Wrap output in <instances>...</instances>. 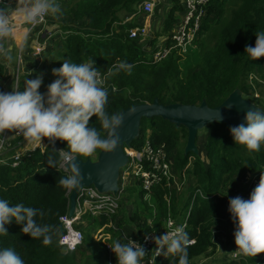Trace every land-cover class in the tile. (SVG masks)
Returning a JSON list of instances; mask_svg holds the SVG:
<instances>
[{
    "label": "trees",
    "instance_id": "obj_1",
    "mask_svg": "<svg viewBox=\"0 0 264 264\" xmlns=\"http://www.w3.org/2000/svg\"><path fill=\"white\" fill-rule=\"evenodd\" d=\"M141 1L57 0L62 15L58 19L51 16L46 19L61 28L58 38L54 36L51 47H48L52 54L51 63L48 66L46 59L42 60L41 67H37V63H25V71L41 68L42 84L38 91H46V86L56 78L52 75V69L60 67L64 59L79 63L91 58L94 66L104 75L103 86L108 89L105 110L109 114L118 113L135 103L151 102L155 97L163 104H198L205 99L209 106H215L234 88H239L244 98L254 99L256 102H252L264 109L257 102L258 93H262L259 87L264 84L256 79L257 76L261 80L264 78V57L251 60L244 53L246 45L254 44L255 34L264 31V0H209L201 29L194 40L197 46L192 54L182 57L173 51L159 62H153L146 55L147 50L139 38L129 37V29L142 24V16L136 9ZM181 1L171 0L170 9L160 26L161 31L146 41L151 51L155 49L157 36L175 24L182 11ZM119 10L127 13L122 19L117 16ZM129 15H134V19L129 18ZM207 31L212 32L213 41L203 47L200 37ZM53 41L56 43L55 49ZM121 61L134 65L130 73L118 70ZM6 70L5 62L0 59V78L5 76ZM23 76L30 78L31 74ZM89 124L97 128L101 136L105 135V130L95 116L90 118ZM229 127L223 122L209 123L204 128L206 134L201 145L203 155H198L200 150L198 154H185L183 149L187 130L184 126H176L160 116L142 117L139 135L132 140L131 146L139 148L147 133L153 145L163 143L167 157L171 160V170L176 177L184 178L185 185L180 191L173 184L170 187L157 184L147 192L137 180L128 184L124 189L126 201H120L117 212L111 217L117 230L106 229L111 241L124 243V230L120 226L123 219L118 212L122 208V216L125 213L124 204L133 203L131 197L138 186L140 200L135 201L136 207L129 213V221L135 226L133 230L125 231L127 236L140 240L147 232H158L164 227L168 211L173 215L172 218L182 219L190 194L199 188L205 197H213L198 198L187 218L185 231L190 240L193 239V243L188 246L189 264H200L197 258L216 252L215 235L217 233L220 236V230L226 231V237H233L234 224L225 208V198L243 195L249 190L248 174L257 173L264 165V145L259 151L249 153L243 146L233 143ZM22 136L14 135L9 140L2 158L13 155L18 148L15 143ZM43 140L47 144V138ZM64 147V142L56 140L44 148L25 151L16 166L0 163V198L8 199L10 204L23 203L43 210L44 216H37V221L52 225L55 229L53 243L43 245L40 240L20 233V226L12 222L7 225L8 235L0 236V247L15 250L24 264H110L107 257L100 261L99 248L106 251L105 246L102 242L94 241L91 235V230L108 221L106 216H84L87 229L83 241L88 240V246L82 250L91 251V257L78 261L76 250L64 252L58 243L64 231L59 217L67 211L69 193L59 184V180L68 172L60 166L62 159L55 150ZM99 151L89 156L75 155L82 160L94 159ZM49 159L56 161L54 167L48 166ZM225 192L227 195L223 196ZM216 193L219 195L216 196ZM165 196L169 197V202ZM261 253L253 257L236 253L241 258L240 262L224 264H260ZM177 260L178 257H171L166 264H177ZM155 264L162 263L157 260Z\"/></svg>",
    "mask_w": 264,
    "mask_h": 264
},
{
    "label": "clouds",
    "instance_id": "obj_2",
    "mask_svg": "<svg viewBox=\"0 0 264 264\" xmlns=\"http://www.w3.org/2000/svg\"><path fill=\"white\" fill-rule=\"evenodd\" d=\"M61 15L62 10L57 0H22L14 9L0 0V56L7 55L10 50L5 45L14 35L13 16L17 23L35 26L45 17L58 19ZM26 35L25 32V38ZM148 39L143 42L146 50L149 49L146 46ZM244 53L251 60L264 57V31L255 34L254 44L246 45ZM177 54L182 56V53ZM1 60L6 66L7 62L3 58ZM133 67V64L121 61L118 70L130 73ZM52 75L56 78L46 86L43 93L38 91L42 84L41 74L32 79H24L22 90L17 82L15 88L11 86L9 91H0V133L16 130L22 133L29 143L36 145H52L56 140L64 142L67 150L64 147L55 151L60 154L65 167L70 170L68 175L59 180V184L69 193L77 188L83 179L75 154L89 156L98 149L104 152L112 151L119 139L116 130L123 117L119 113L106 112L108 89L103 86L105 80L101 71L94 66L93 59L79 63L64 59L60 67L52 69ZM226 107L230 108L232 105L228 104ZM93 116L105 130L104 136L89 124ZM219 116L218 112L217 117ZM229 134L233 143L243 146L249 153L259 151L264 145V109L250 106L244 113L243 123L230 126ZM43 138H47V144L42 143ZM55 163L53 159L47 161L49 167H54ZM63 169L65 170L64 166ZM225 195L227 192L223 196ZM227 210L234 224L235 249L248 257L264 252V174L261 173L258 183L247 199L240 196L229 198ZM37 216L43 217V210L23 203L10 204L8 199L0 198V236H7V225L14 222L20 226V233L28 235L31 239H38L43 245L53 243L54 226L39 223ZM85 223L87 225V221ZM185 228L183 223L175 224L171 218L167 220L168 230L152 238L155 248L152 250L150 264H154V258L158 255L178 257L177 264H189L188 246L193 242L190 241ZM125 239L126 243L113 240L109 245L116 264H144L147 254L145 249L128 236ZM232 259L237 263L236 259ZM0 264H24V261L12 248L0 247Z\"/></svg>",
    "mask_w": 264,
    "mask_h": 264
},
{
    "label": "built area",
    "instance_id": "obj_3",
    "mask_svg": "<svg viewBox=\"0 0 264 264\" xmlns=\"http://www.w3.org/2000/svg\"><path fill=\"white\" fill-rule=\"evenodd\" d=\"M12 0H3L4 4L11 5ZM209 0H182V11L178 14L177 20L167 37H165L163 42L156 44L155 49L151 51L147 48V56L153 62H159L165 57H167L173 50H176L177 53H184L187 50V46L196 38L197 33L200 31L202 26V21L206 15V5ZM154 3L152 0H143L138 5V12L142 17L149 18L153 12ZM47 17L42 21L37 23L35 26L27 25L24 32L33 35V45L32 51L34 54H37L39 57L44 50H47L48 43L47 39L52 41L53 32L47 29H38L37 26L44 25L47 22ZM53 30V29H52ZM148 26L143 23L141 25L132 27L129 29V37L139 38L142 42L146 40ZM26 35V36H27ZM24 36L20 41H24ZM5 47H8L5 45ZM21 47L18 50V58L16 63V68L10 75V79L14 81V88L18 82L19 69L22 70V61H21ZM4 55L0 56V59ZM40 65V63H37ZM102 78L104 75L102 74ZM105 84V83H104ZM22 133L16 130H5L3 133H0V163L10 164L11 166H16L18 161L22 158L23 153L28 150H33L41 145L29 144L31 147H26V138L22 136L16 143L17 150L13 153L12 156L8 158H2V153L4 152L5 147L9 144V140L12 136L21 135ZM26 141V142H25ZM26 148V149H23ZM31 148V149H30ZM124 152L127 155V161L125 163V168L119 169L118 176V190L116 193L111 191L100 192L94 186H80L78 193L75 198V207L74 212L71 217H68L67 211L64 215L59 217L63 226V233L59 238V245L61 246L64 252L75 250L83 241V232L80 229L79 224H85V215L91 217L106 216L108 221L101 226L97 227V235L94 236L96 240L101 241L106 250L107 261L110 264H116V259L114 254L111 252L109 245H111V235L106 230L111 228L117 230V226L113 223L111 217L114 215L119 206L120 198L124 193L125 186L133 183L135 180L139 181L141 187L145 191H149L153 185L161 184L167 187H170L172 184L176 186L177 190H182L183 183L185 185L184 178L176 177V175L171 170V160L168 159L165 147L163 143L153 145L149 138L148 133L145 135L142 140V144L139 148L128 146L123 148ZM63 161H61L60 166L63 168ZM264 174V165L260 171L254 174H248V191L243 195H238L244 199H247L250 191L256 186L260 179V175ZM219 193H216L218 196ZM147 197V194L144 195V198ZM205 194L199 189L196 188L190 194L188 201V206L185 210L184 217L182 219L172 218L170 211L167 212V216L164 220V227L161 228L158 232L153 230L147 232L141 238L136 239L133 236H128L131 240L138 242L146 251V256L144 258V264H150L153 252L155 248L153 242V236H160L167 229V220L171 218L175 224L183 223L185 227L187 226V218L192 210L194 202L198 198H204ZM206 197H213L207 196ZM205 197V198H206ZM235 197V196H232ZM229 197V198H232ZM167 202H169V197L165 196ZM228 197L225 198V208H228ZM183 213V212H182ZM180 213V215L182 214ZM179 215V216H180ZM150 223V221H149ZM147 236V239L145 237ZM127 235H123L124 243H126ZM193 242V239L190 240ZM172 256L164 257L163 255H158L154 258V264L157 260H160L162 264H166L167 261ZM232 258L238 259L236 253L232 254ZM259 260L264 261V252L261 253Z\"/></svg>",
    "mask_w": 264,
    "mask_h": 264
},
{
    "label": "water",
    "instance_id": "obj_4",
    "mask_svg": "<svg viewBox=\"0 0 264 264\" xmlns=\"http://www.w3.org/2000/svg\"><path fill=\"white\" fill-rule=\"evenodd\" d=\"M228 104H231L232 107H226ZM250 106L263 109L251 100L244 98L239 88H234L215 106H209L205 99H202L198 104L180 102L163 104L155 97L151 102L135 103L119 110L118 113L122 115L123 120L116 130L119 139L115 148L110 152L100 150L95 159L82 160L76 156V163L79 164L83 179L77 188L69 191L68 217L73 215L75 198L80 186L92 185L100 192H117L119 169L127 161V155L123 148L130 146L132 140L138 137L142 117L160 116L176 126H184L187 130L184 153L198 154L199 149L195 140L199 129L212 122H223L229 126L243 123L244 113ZM218 112L220 113L219 117H217ZM62 164L69 173L70 170L65 167L64 162Z\"/></svg>",
    "mask_w": 264,
    "mask_h": 264
},
{
    "label": "rangeland",
    "instance_id": "obj_5",
    "mask_svg": "<svg viewBox=\"0 0 264 264\" xmlns=\"http://www.w3.org/2000/svg\"><path fill=\"white\" fill-rule=\"evenodd\" d=\"M13 2H15L16 0H12ZM67 1V0H66ZM71 1H74V0H71ZM152 2L154 3V12L153 13V16H152V20H151V23L149 24V27H148V30H147V34H146V40L149 38V37H154L155 33L157 31H161V24H160V21L159 19H161L163 17V14H162V4H161V0H152ZM9 6V5H8ZM10 7V6H9ZM138 8V6H136V9ZM127 15V13H124L122 10H119L117 12V16L118 18L122 19L123 17H125ZM132 15V14H131ZM129 15V16H131ZM128 16V17H129ZM144 17H142L143 19ZM131 19H134V15L131 16ZM172 30V28L170 30H168L167 32H162L160 35L157 36V39H156V43L159 44L161 42H163L164 38L168 36L169 32ZM53 37L55 36V38L57 39L58 36L60 33H61V28L59 25H55L53 27ZM32 32H30L31 34ZM29 36H26V38H24V41H22V43L20 44V39H22V37H20V33L17 34V31L15 32V36H17L16 39H14V36L13 38L11 39L10 42H13V45H14V48L9 50V52L7 53V55H4L3 57V60H5L7 63H6V67H7V70L5 71V76H2L0 78V84L2 86H4L5 83H7V89L11 90V86L14 88V81L9 79L11 73L13 72L14 68H16V63H17V58H18V50L19 48L21 47V61H22V70L21 68L19 69V76H18V82L20 83L21 87L23 85V81L24 79H32L34 76H36L37 74H40L41 72V68L38 70V68H35L34 71H31V70H27L25 71V63L27 65V63H40V65L36 64L37 67H41V65L43 64L42 63V60L46 59L47 62H48V66H49V63H51L50 59H51V55L50 54V49L47 48V50L45 52H42V54L37 58L35 59L34 57L33 58H30L28 61L25 62V59L23 57H26V56H29L30 55V51L32 50V44H30V42H33V35H30ZM57 36V37H56ZM200 39L203 41V47H206L208 46L209 44L212 43L213 41V34L212 32L210 31H207L205 34L201 35ZM56 41V40H54ZM53 41V48L55 49L56 47V43ZM51 40H48L47 39V43H48V47H51ZM196 46H197V43L193 42L190 44V46L188 47L187 51L182 53V57H188L192 54V52L196 49ZM10 57V59H9ZM43 71V70H42ZM40 72V73H39ZM27 74H31V77L28 78L26 76H23V75H27ZM256 79L258 81H261L262 84H264V78L261 80L259 79V77L257 76ZM260 89V92L262 91V93H258L259 96H258V101L260 103V105L264 107V85L263 86H260L259 87ZM244 96V95H242ZM252 101L256 102L254 99H252ZM205 128V127H204ZM202 128V129H199L197 131V141H196V145L198 147V149L201 151V145H202V141H203V137L204 135L206 134V130ZM147 135V134H146ZM26 142V141H25ZM28 142V141H27ZM43 144H45L44 140H42ZM182 145V143L180 142V146ZM45 145H42V147L44 148ZM28 147H31V145H28ZM198 155H203V151H201ZM96 157V155H94ZM94 157V159H95ZM122 168H125V166L121 167ZM120 169V170H121ZM123 170V169H122ZM127 186V185H126ZM125 186V187H126ZM183 186H184V183H183ZM139 191H140V187H136V191L134 192L133 196L131 197V199L133 200L132 204L130 202L124 204V209H125V213L121 216L120 215V212H121V209L119 210L118 212V215L123 219V223L120 225L121 226V229L124 230V235H127L126 232L127 229H132L133 230V226H135V223L133 224L131 221H129V213H131L133 211V209L136 207L135 206V201H139L140 200V194H139ZM243 192H241L240 194H242ZM126 193H123L121 195V200L120 201H126ZM114 223V222H113ZM82 224H79V226H81ZM86 223L85 225H82L81 230L83 231V234H84V231L87 229L86 227ZM126 231V232H125ZM216 233V232H215ZM214 233V234H215ZM91 235L93 237V239L97 242H101L99 240H96L94 238V236L97 235V229L94 228L93 230H91ZM225 238L226 240L230 241L228 243H224L218 252H215L214 254L210 255V256H207V257H200V258H197L196 260H198L200 262V264H224V263H231L233 261H221L219 260L221 257L223 256H228L227 254L230 253V252H233L235 250L238 251V249H235L236 246L233 242V237L230 236V237H226V231L225 230H220V236L216 233L215 235V239L218 241V239H221V238ZM88 241V240H87ZM87 241L85 242L82 241L81 243V246L80 247H77L76 248V260L78 261H81L80 258L82 260H85L87 259V257L89 258V256L91 255V251H84L82 249L86 248L88 246L87 244ZM221 242V241H220ZM219 242V243H220ZM218 243V244H219ZM98 244V243H97ZM83 247V248H82ZM228 252V253H226ZM239 252V251H238ZM99 253H100V261H103V259L105 260V257H106V251H103V249H100L99 248ZM226 254V255H225ZM241 256V254H239ZM239 256V257H240ZM91 257V256H90ZM236 260V262H240V259L239 258ZM83 264V263H81ZM260 264H264V261L261 260Z\"/></svg>",
    "mask_w": 264,
    "mask_h": 264
},
{
    "label": "crops",
    "instance_id": "obj_6",
    "mask_svg": "<svg viewBox=\"0 0 264 264\" xmlns=\"http://www.w3.org/2000/svg\"><path fill=\"white\" fill-rule=\"evenodd\" d=\"M156 1V0H155ZM21 2H22V0H16L15 2H12L11 3V5H9L10 6V8H15V5L16 6H19L20 4H21ZM161 4H162V14H163V17L161 18V19H159V21H160V24H162V22L164 21V19H165V16H166V14H167V12H168V9H170V6H171V0H161ZM153 12H154V10H153ZM152 16H153V14H152ZM152 16L151 17H149V18H143V19H140V21H141V23L143 24V23H145L148 27H149V24L151 23V20H152ZM129 18H131V16L129 17ZM128 17H127V19H129ZM51 21L52 20H48L44 25H39V26H37V28L38 29H41V28H43V29H47V30H50V31H52V29H53V27L55 26V25H58V24H54V23H51ZM13 24H14V26H15V31H14V39H16L17 38V36H15V32L17 31V34L18 33H20V37H22L23 38V36H24V31H25V29H26V27H27V25H24V24H21V23H17V21H16V19H15V16H13ZM174 26V25H173ZM30 35H34V33H31ZM27 36H29V34L27 35ZM21 40V39H20ZM52 43V42H51ZM30 44H32L31 46H32V48H33V45H35L34 43H32V42H30ZM7 46L9 47V49L11 50V49H13L14 48V45H13V42H9L8 44H7ZM21 51V50H20ZM46 50H44V52H45ZM22 56V55H21ZM37 58V54H34V52L31 50L30 51V55L29 56H26V57H23L24 59H25V62L26 61H28L30 58ZM35 63V62H34ZM29 70H32V68H30ZM9 79H10V77H9ZM6 88H7V83H5L4 84V86H2V88H1V90L2 91H5L6 90ZM43 143V142H42ZM29 144H32V143H29V142H26V147H28V145ZM32 146V145H31ZM41 147H42V145H41ZM43 148V147H42ZM23 149H26V148H23ZM31 149V148H30ZM218 241L220 242H217V246H216V252H218L219 251V249H220V247L224 244V243H228V242H230V241H228V240H226L225 238H221V239H218ZM219 243V244H218ZM237 253L238 255L240 254L237 250H235V251H233L232 253ZM226 253H228V252H226ZM226 255V254H225ZM228 256H223V257H221L219 260H221V261H234L233 259H232V254H227Z\"/></svg>",
    "mask_w": 264,
    "mask_h": 264
},
{
    "label": "bare ground",
    "instance_id": "obj_7",
    "mask_svg": "<svg viewBox=\"0 0 264 264\" xmlns=\"http://www.w3.org/2000/svg\"><path fill=\"white\" fill-rule=\"evenodd\" d=\"M150 199V198H149ZM150 201V200H149ZM173 216V215H172ZM149 225V224H148ZM80 227H82V225L80 226ZM123 243V242H122ZM68 253V252H67Z\"/></svg>",
    "mask_w": 264,
    "mask_h": 264
}]
</instances>
